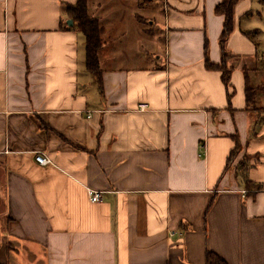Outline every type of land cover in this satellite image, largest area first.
<instances>
[{"label": "crops", "instance_id": "0c3cea01", "mask_svg": "<svg viewBox=\"0 0 264 264\" xmlns=\"http://www.w3.org/2000/svg\"><path fill=\"white\" fill-rule=\"evenodd\" d=\"M219 1L89 0L105 27L100 93L62 9L76 0H0V264H204L207 250L264 264V49L240 0L229 101L204 65L206 42L221 61ZM244 155L259 188L235 177Z\"/></svg>", "mask_w": 264, "mask_h": 264}, {"label": "trees", "instance_id": "16d2710c", "mask_svg": "<svg viewBox=\"0 0 264 264\" xmlns=\"http://www.w3.org/2000/svg\"><path fill=\"white\" fill-rule=\"evenodd\" d=\"M143 5L147 3L148 0H138ZM240 2V0H220L214 11L216 14L223 16V24L221 28V33L219 35V47L221 52V61L219 63H214L209 60L207 56V42L205 45L204 54V65L207 70L217 71L221 74L222 82L227 89V95L229 101L233 96L234 91L231 85V73L232 66H228V60L234 56L229 54L226 49V41L234 31V7ZM89 0H76L74 4H63L62 9L67 14L68 18L72 20V28L82 34L84 38L85 47V67L87 71L91 74L97 85L98 91H102V79L101 73L102 68L100 65V51L103 45L102 35L105 27L99 20L92 16L88 8ZM253 32H243L245 35L251 36ZM246 79V109H256L254 105V96L256 88H253L247 76ZM232 90V91H231ZM230 104V103H229ZM229 107V106H228ZM259 109V108H258ZM234 145L230 150L226 159V169H228L235 159L236 155L241 149V145L237 138V135L232 136ZM254 156L244 155L243 158L237 163L235 177L241 181L246 188H259L260 185L248 180L247 172L250 168V160ZM204 264H227L224 259H222L218 254L213 251H205L204 254Z\"/></svg>", "mask_w": 264, "mask_h": 264}, {"label": "rangeland", "instance_id": "374dc122", "mask_svg": "<svg viewBox=\"0 0 264 264\" xmlns=\"http://www.w3.org/2000/svg\"><path fill=\"white\" fill-rule=\"evenodd\" d=\"M251 9L253 10V12H257V14L256 13H255V15L253 14L252 17H254V18H252V19H254V20H251L249 24H254V25H256L258 27V29L260 31V34H259V38L257 39V42L259 40V44L261 45V49H264V47H263L264 46V12H263L264 11V5H262L261 2L258 3L257 0H253ZM258 12H260V13L258 14ZM148 18H150L149 15L146 18V20H148ZM144 25H145L146 28H148V26H149L146 22L144 23ZM153 27H154L155 34L157 36L160 35L161 42H163V38H164L163 37V31H164L163 27L161 25L159 27L158 23L154 24ZM102 40H103V37H102ZM151 41L155 42V40H151ZM149 55L152 56V53L150 52ZM243 58H247V59H238V60L234 59L232 61V64H240V62L243 63L244 61L249 60L248 57L243 56ZM262 62L264 63V53L260 54L259 59L257 61V64L258 65H262ZM246 67H247L246 70L248 71L247 73L250 74L251 73V69H250V63L249 62L246 63ZM256 78L257 79H255V84H258V86L262 87L264 85V73H261V74L257 75ZM249 83H250V81H249ZM252 84H253V82L250 83L251 86H252ZM255 87H256V85H255Z\"/></svg>", "mask_w": 264, "mask_h": 264}, {"label": "built area", "instance_id": "2783aa9c", "mask_svg": "<svg viewBox=\"0 0 264 264\" xmlns=\"http://www.w3.org/2000/svg\"><path fill=\"white\" fill-rule=\"evenodd\" d=\"M138 108L141 110H145L147 108V105L146 104H140ZM35 161L37 163H39L40 165H48V164L52 163L50 158H48L47 156H45L44 154H41V153L36 154ZM240 192H241V196L244 197L246 194V190H241ZM88 193L90 196V201L98 202L101 200V193L102 192L92 190V189H88ZM172 234H173V232H171V235Z\"/></svg>", "mask_w": 264, "mask_h": 264}, {"label": "water", "instance_id": "95a60500", "mask_svg": "<svg viewBox=\"0 0 264 264\" xmlns=\"http://www.w3.org/2000/svg\"><path fill=\"white\" fill-rule=\"evenodd\" d=\"M68 24H72V20H68V22H67Z\"/></svg>", "mask_w": 264, "mask_h": 264}]
</instances>
